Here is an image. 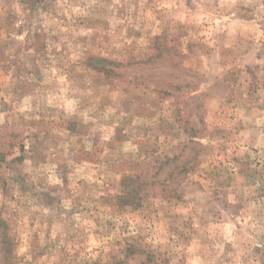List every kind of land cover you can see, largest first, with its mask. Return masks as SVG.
Here are the masks:
<instances>
[{
    "label": "rangeland",
    "instance_id": "rangeland-1",
    "mask_svg": "<svg viewBox=\"0 0 264 264\" xmlns=\"http://www.w3.org/2000/svg\"><path fill=\"white\" fill-rule=\"evenodd\" d=\"M0 264H264V0H0Z\"/></svg>",
    "mask_w": 264,
    "mask_h": 264
}]
</instances>
